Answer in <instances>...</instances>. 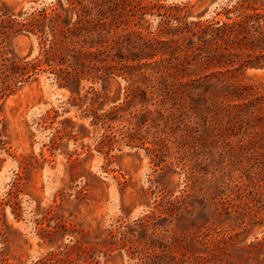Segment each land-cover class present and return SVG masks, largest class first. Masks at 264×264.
<instances>
[{
  "label": "rangeland",
  "instance_id": "374dc122",
  "mask_svg": "<svg viewBox=\"0 0 264 264\" xmlns=\"http://www.w3.org/2000/svg\"><path fill=\"white\" fill-rule=\"evenodd\" d=\"M0 264H264V0H0Z\"/></svg>",
  "mask_w": 264,
  "mask_h": 264
},
{
  "label": "trees",
  "instance_id": "16d2710c",
  "mask_svg": "<svg viewBox=\"0 0 264 264\" xmlns=\"http://www.w3.org/2000/svg\"><path fill=\"white\" fill-rule=\"evenodd\" d=\"M37 66H38L37 63L30 62V61L27 62L25 65L19 64L16 61H12L10 65H6L5 68L7 70H10L9 74L15 78V82H19V81H22V79L25 76L27 75L30 76L29 74L31 72H36L35 70ZM9 74H6V75H9ZM49 257L52 261H54V259L57 258L56 254L54 253H50Z\"/></svg>",
  "mask_w": 264,
  "mask_h": 264
}]
</instances>
